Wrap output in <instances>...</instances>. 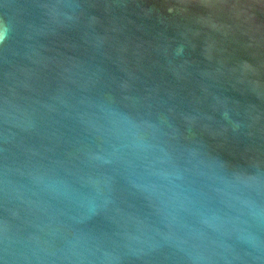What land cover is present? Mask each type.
Masks as SVG:
<instances>
[{"label": "water", "instance_id": "obj_1", "mask_svg": "<svg viewBox=\"0 0 264 264\" xmlns=\"http://www.w3.org/2000/svg\"><path fill=\"white\" fill-rule=\"evenodd\" d=\"M0 264H264V0H0Z\"/></svg>", "mask_w": 264, "mask_h": 264}]
</instances>
